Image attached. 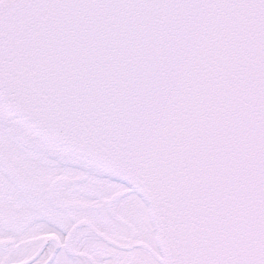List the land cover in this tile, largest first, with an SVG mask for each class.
<instances>
[{"label":"snow or ice","instance_id":"obj_1","mask_svg":"<svg viewBox=\"0 0 264 264\" xmlns=\"http://www.w3.org/2000/svg\"><path fill=\"white\" fill-rule=\"evenodd\" d=\"M0 264H264V0H0Z\"/></svg>","mask_w":264,"mask_h":264}]
</instances>
